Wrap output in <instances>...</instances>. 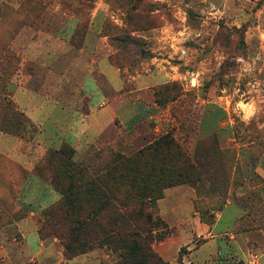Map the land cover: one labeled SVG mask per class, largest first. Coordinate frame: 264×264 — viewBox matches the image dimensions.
Segmentation results:
<instances>
[{
	"label": "rangeland",
	"instance_id": "rangeland-1",
	"mask_svg": "<svg viewBox=\"0 0 264 264\" xmlns=\"http://www.w3.org/2000/svg\"><path fill=\"white\" fill-rule=\"evenodd\" d=\"M139 100L159 102L161 119L133 128L110 118V106L121 115ZM167 133L200 179L151 203L166 226L152 235L169 231L152 247L162 256L180 234L192 245L172 264H264V0H0V264H133L105 239L102 228L117 227L110 212L77 233L71 216L51 210L116 154L135 156ZM64 145L74 152H59ZM182 164L170 161L174 178L192 170ZM178 187L187 191L171 201L192 199L211 225L230 202L229 216L240 218L230 231L250 232V253L221 259L204 247L197 261L208 232L170 224L158 206ZM32 227L52 254L28 255ZM70 240L75 253L92 247L68 259Z\"/></svg>",
	"mask_w": 264,
	"mask_h": 264
},
{
	"label": "trees",
	"instance_id": "trees-1",
	"mask_svg": "<svg viewBox=\"0 0 264 264\" xmlns=\"http://www.w3.org/2000/svg\"><path fill=\"white\" fill-rule=\"evenodd\" d=\"M66 151L74 152L69 145L59 149L61 153ZM174 159L182 161L183 169L192 170L179 172L177 178H174L171 175L174 170L170 167V161ZM157 164L170 170L162 167L157 170ZM193 169L194 164L175 144L171 133H167L138 150L135 156L116 154L115 161L104 172L86 180L85 184L70 189L69 193L63 192L60 203L51 210V213L54 217L60 213L71 216L75 224L74 232L79 233L87 229L90 231L93 226L96 228L100 226L102 215L110 212L112 217L110 223H116L117 227L110 231L104 228L102 230L108 242L120 245L127 252L125 260L133 264H170L151 245L157 238L152 235L154 227L161 226L164 230L166 226L160 217L153 216L150 206L155 199L163 197V189L199 180V173H195ZM168 232L167 230L164 234L158 235L157 239L162 240ZM91 238L96 240V236ZM71 240L75 241L72 236ZM71 240L65 243L68 259L92 247L75 253L71 251L75 248ZM85 242L84 240L83 244ZM89 243H92L91 239ZM79 245L80 243L77 246Z\"/></svg>",
	"mask_w": 264,
	"mask_h": 264
},
{
	"label": "crops",
	"instance_id": "crops-1",
	"mask_svg": "<svg viewBox=\"0 0 264 264\" xmlns=\"http://www.w3.org/2000/svg\"><path fill=\"white\" fill-rule=\"evenodd\" d=\"M92 83L90 80L89 83ZM90 83V84H91ZM100 101V100H99ZM95 105L90 108V112L86 115V118H89L100 106L103 104H99V106ZM110 104V103H109ZM111 105V104H110ZM113 105V104H112ZM109 106V105H108ZM107 107V106H106ZM112 109L109 110L110 112V118L114 121L118 116L123 117V124L127 125L130 124L133 128L140 124L141 121L153 119L158 120L161 119L162 113L164 111L163 108L156 102H153L151 105L145 104L139 100V102L131 105L130 112H122L121 115H119L118 110L113 109L112 106H110ZM104 108V107H103ZM144 110V116L142 118L139 117L140 110ZM160 127L157 125L155 127V130H159ZM14 138L6 137L5 143L9 145H13L16 143ZM264 171V170H263ZM34 190L39 191L42 193V183L38 180H34ZM179 192L187 191L183 187H178L174 189L173 191H168L166 193V196L159 201L158 206L161 210L162 216L164 219L169 222L170 224H183L186 222H193L194 224H197L199 226V230L206 231V236H209V244L206 246L202 245L201 248L197 249L196 257L198 258L197 261H205L209 255H216L221 257V259L225 256H227L229 253H235L238 256H242L243 258L247 256L248 253H250V232L249 231H241V232H234L233 230L230 231V229H234L233 225L238 223L240 221V218H236L235 216H229L228 210L230 208L228 202L226 204V207L224 211L216 213V216H214V222L213 224H208L207 222H204L200 216V212L196 211L194 207V202L192 199L187 200H177L173 199L171 201V198L175 197L173 194ZM175 201V202H174ZM242 220H245V218H242ZM229 229V230H228ZM228 234V235H226ZM184 236V235H183ZM24 238L27 241V244L29 245V253L28 255L31 256H44L46 257L47 254H52L51 249V243L42 240L35 229V227H32L30 234H25ZM188 239V240H187ZM189 238H184L180 234H175L172 237H170L169 241L166 243L165 248L161 251L162 256L169 260L172 263L176 262L177 256L179 255V250L181 249L182 245H192V241ZM49 244V245H48ZM48 245V246H46ZM204 247H210L211 250L206 257H202L199 259L197 256L199 251L203 249ZM4 249H0V252L2 255H4ZM28 251V250H27ZM47 251H49L47 253ZM220 259V258H218ZM189 260V259H188ZM186 261L184 260V263ZM4 264H10L9 259L7 263ZM81 264V263H80ZM212 264H222V261H216Z\"/></svg>",
	"mask_w": 264,
	"mask_h": 264
}]
</instances>
